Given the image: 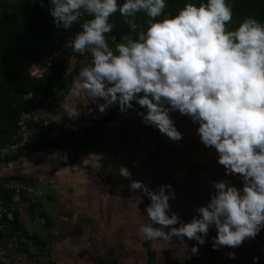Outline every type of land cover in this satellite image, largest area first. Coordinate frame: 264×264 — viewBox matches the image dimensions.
Returning <instances> with one entry per match:
<instances>
[{"label": "clouds", "instance_id": "obj_1", "mask_svg": "<svg viewBox=\"0 0 264 264\" xmlns=\"http://www.w3.org/2000/svg\"><path fill=\"white\" fill-rule=\"evenodd\" d=\"M39 3L44 6V0ZM48 4L57 28L80 25L68 42L72 51L91 54L90 61L81 63L72 95L86 96L102 113L112 106L125 113L135 102L143 122L172 141L183 138L170 115L178 111L198 125L199 139L214 148L226 176L242 179V188L226 179L212 181L209 202L184 222L171 211V184L154 190L131 179L130 169L121 165L119 175L131 180L129 188L150 199L145 206L149 222L140 226L143 238L194 240V255L212 227L214 250L234 249L254 239L264 229V22L248 16L229 30L233 10L228 0L186 2L175 15L164 12L166 0ZM117 12L135 38L126 36L112 47L107 34L113 31L110 20ZM138 13L145 14L144 23ZM85 16L88 19H82ZM62 108L70 118L80 115V110ZM102 167L100 157L92 168ZM226 255L234 259L236 254Z\"/></svg>", "mask_w": 264, "mask_h": 264}, {"label": "crops", "instance_id": "obj_2", "mask_svg": "<svg viewBox=\"0 0 264 264\" xmlns=\"http://www.w3.org/2000/svg\"><path fill=\"white\" fill-rule=\"evenodd\" d=\"M74 99V95L70 96L66 106L80 110V115L70 118L66 112L61 113L59 117L63 118V123L57 124L58 129L64 125L71 127L69 132L79 131L82 134L83 131H91L93 126L87 127L88 122L95 125L116 109L112 108L100 117V112L89 111L90 106L79 109ZM134 110L139 109L119 113L126 115ZM103 150L100 151L98 146L89 147L80 151L82 156L79 160L66 163L65 155L59 151L27 149L19 157L0 164L1 176L19 175L26 182L41 188L37 196L12 195L10 216L1 227V238L18 264H107L108 248H114L116 253L114 264H138V259L132 257H135L134 253L138 254L140 248L145 254L144 258L141 257L143 263L148 264L151 246L147 245L143 236L140 237L141 224L149 222L147 204L136 202L129 188L131 180L118 172L121 165L128 167L135 163L122 161L120 152L119 156L110 158L108 151ZM100 157L103 167L95 171L92 165ZM150 166L151 188L156 173L155 162L151 159ZM135 167L138 168L137 164ZM128 168L131 171L133 167ZM127 186L129 189L125 191ZM123 194H127L125 202ZM12 222L23 226L29 235L36 234L46 241L48 252H41L36 241L26 237L21 230H15V223ZM12 228L14 232H11Z\"/></svg>", "mask_w": 264, "mask_h": 264}, {"label": "rangeland", "instance_id": "obj_3", "mask_svg": "<svg viewBox=\"0 0 264 264\" xmlns=\"http://www.w3.org/2000/svg\"><path fill=\"white\" fill-rule=\"evenodd\" d=\"M164 12L169 13L168 4ZM137 15L138 20L144 23L145 14L138 13ZM112 36H114L112 33L107 34L110 46L114 47L115 43L121 42L126 36L134 38L135 33H127L119 37L114 36L115 41L112 40ZM49 39L50 36L29 38L25 42L23 51L41 52L46 49L48 51ZM68 42L67 40L63 43V56L58 64L61 67V72L52 82V85L56 84L58 87L60 100L55 104V108L53 109L50 107L47 108L45 105L43 107L52 120V127L48 132L52 137L69 132L71 128L69 126L63 125V127L58 129V125H62L63 123V118L59 116L65 112L62 106L69 108V105L66 106V103L70 99V96H72L71 89L78 75L81 63L85 59L91 60L90 53L83 56L74 53L68 46ZM15 59L16 61L12 63V70L16 73L27 72V70L29 72V66L34 62L29 61L30 57L26 53L17 55ZM74 100V104L79 109L90 106L91 109L100 112L97 105L90 100L88 101L84 95H80L79 97L75 96ZM133 103L134 108L139 109V106L135 102ZM112 108H116L114 110V118L110 121L106 120L103 124L97 122L95 125H92L91 121L88 122L87 127L93 126L92 130L88 132L83 131L78 138H94L99 150L102 151L105 146L104 150L108 151L107 156L110 158L115 157V155L119 156L120 152V157L125 163L134 161L138 168L134 164L128 165V167H133L131 170L133 179L141 180L148 186L152 171L150 159L153 160L155 162L156 173L153 179L154 182L150 186L156 190L161 184H171L172 187L169 191L175 193V198H170L171 211L176 212L182 221H190L194 215H198L196 209L209 202L212 181L226 179L230 180L237 187L242 188V179L239 176H226L225 169L217 162L216 151L214 148L205 147L201 142L196 132L198 125L194 124L189 117L181 116L178 111L170 113L175 120L177 129L183 133L181 140L172 141L166 135L161 134L157 128L146 125L142 117L138 114V110L122 115L119 113L118 106H112L105 112H100L99 116L104 117ZM55 112L56 115H53ZM35 142L36 149L63 153L65 155L64 161H67L66 163L76 162L82 156V152L76 153L74 151V141L71 138L65 143H63L64 140L62 139L60 146L53 145L52 147L46 143L47 139L45 134L40 132L37 134ZM45 143L47 146H45ZM65 162L64 164H66ZM128 189L127 186L125 191ZM133 195L137 203L143 204V202H146L148 204L150 202L147 196L141 197L136 191H133ZM122 197H125L123 199L125 202L127 194H123ZM215 235V227L210 228L206 242L199 246L198 255L191 253L192 245L197 242L188 240L187 238L184 239L183 243L175 237L171 241L163 239L156 241H148L145 239V241L155 253L153 264H264V229H261L254 239H248L240 247L234 249L220 247L218 250H214L212 247V237ZM140 237H142L141 233ZM184 244H187V248H185ZM106 251L109 255L107 256V264H114V260L117 257L114 248H108ZM230 251L235 252L234 259H230L226 255ZM143 253V249L140 248L138 254L137 252L134 253L135 257L133 256L132 259L136 258L138 259V264H144L143 258L145 254L143 255ZM142 256L143 258H141ZM253 257H258V259L254 261ZM126 259L124 257L125 261H127Z\"/></svg>", "mask_w": 264, "mask_h": 264}, {"label": "trees", "instance_id": "obj_4", "mask_svg": "<svg viewBox=\"0 0 264 264\" xmlns=\"http://www.w3.org/2000/svg\"><path fill=\"white\" fill-rule=\"evenodd\" d=\"M122 2L123 0H118V3ZM166 2L168 4L169 13L175 15L186 2L196 3L198 5L200 2H206V0H166ZM228 3L232 6L233 10L232 22L227 25L229 30H234L239 26V22L248 16H254L257 20L264 22V0H228ZM49 7L48 0H44L43 7H41L39 2L23 1L13 6L11 9L4 8L0 10V149L8 144L16 133L17 121L22 110L25 93L31 90L42 91L51 98V94H53L51 92L52 82L61 72V67L59 65L47 71L42 77L31 76L28 70L23 73H16L12 70V63L16 61L15 57H17V55L26 53L28 57H30L29 61L31 62L40 60L47 53V49L41 52H25L23 50L25 42L29 38H36L39 36L49 37L52 33L55 25L49 13ZM122 19L123 18L117 12L110 20V22L114 24L111 33L115 37L130 33L127 26L123 25ZM56 103L49 101L45 106L53 109ZM114 115L115 111H112L104 119L99 120L98 123L103 124ZM40 132L45 134L47 139L46 143L50 144L52 147L53 145L57 147L60 146L62 139L64 140L63 143H65L71 138V140L74 141L73 147L76 153L86 150L89 147L97 146L94 138H78L81 133L79 131H70L55 137L50 136L47 132ZM35 143L36 142H34L29 149H36ZM46 143L45 146H47ZM17 157H19V155L12 159ZM10 159L11 158L7 159V161ZM11 200L12 194L9 193L6 195V202L9 206L11 205ZM6 220L7 217L5 222ZM12 223L14 224L15 222ZM14 225L15 230H21L26 237L36 241L41 252L47 251L46 248L48 244L46 241L42 240L36 234L29 235L24 231L23 226L17 223ZM15 230L12 228L11 232ZM148 255V264H153L155 254L151 252V250H148Z\"/></svg>", "mask_w": 264, "mask_h": 264}, {"label": "built area", "instance_id": "obj_5", "mask_svg": "<svg viewBox=\"0 0 264 264\" xmlns=\"http://www.w3.org/2000/svg\"><path fill=\"white\" fill-rule=\"evenodd\" d=\"M23 1L39 2V0H0V10L11 9L16 4ZM85 16L82 19H87ZM78 23L73 24L70 29L54 27L48 42L47 53L38 61H34L29 66V73L34 77H42L47 71L59 64L63 56V42L71 38L80 31ZM110 37V36H109ZM114 37V36H112ZM51 98L42 91H29L25 93L22 110L17 121V130L12 140L0 149V164L7 159L15 157L27 150L36 141L40 131L49 132L52 120L43 108L49 101L58 102L59 92L56 84L51 87ZM41 192L39 186L26 182L19 175H0V229L5 223L6 217L10 216V206L6 202V195L30 194L37 196ZM0 264H18L12 255L9 246L0 237Z\"/></svg>", "mask_w": 264, "mask_h": 264}]
</instances>
